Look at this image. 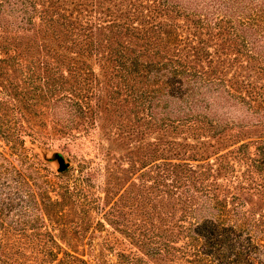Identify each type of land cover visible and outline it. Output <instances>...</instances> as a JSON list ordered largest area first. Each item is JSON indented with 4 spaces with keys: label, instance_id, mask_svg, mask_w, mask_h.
<instances>
[{
    "label": "trees",
    "instance_id": "16d2710c",
    "mask_svg": "<svg viewBox=\"0 0 264 264\" xmlns=\"http://www.w3.org/2000/svg\"><path fill=\"white\" fill-rule=\"evenodd\" d=\"M103 95L136 108L116 141L143 136L138 251L115 262L63 250L94 182L52 184L30 124L46 105L63 132L92 127ZM0 142V264H264V0H0ZM33 239L46 251L20 250Z\"/></svg>",
    "mask_w": 264,
    "mask_h": 264
},
{
    "label": "rangeland",
    "instance_id": "374dc122",
    "mask_svg": "<svg viewBox=\"0 0 264 264\" xmlns=\"http://www.w3.org/2000/svg\"><path fill=\"white\" fill-rule=\"evenodd\" d=\"M27 64L30 67L31 64ZM93 66L97 73H100L101 82L105 81L100 66L97 63H92ZM35 67L37 69L39 66L35 65ZM96 103H100L102 106L101 114L95 124L92 127L87 126L86 129L84 127L85 123L80 122V125L73 130L63 132L62 122L55 118L53 110L46 105L38 106L36 110L40 113L30 124H33L35 136L38 140L47 143L51 147L49 152L45 153V156L39 153L41 157L38 156L39 161L36 160L41 164L45 163L51 171L52 184L62 183L66 177H69L70 183L74 184L83 179L82 174L91 178L94 182V187L90 193V196L94 198L90 199L89 211L85 216L78 217L70 214V209L66 208V220L62 222L72 226L76 221L83 222V225L87 227V231L84 232L85 237L83 239L71 229L62 234L64 238L61 241L63 250L86 255L85 258L103 252L115 262L116 256H110L112 253L111 248L115 253L138 251L132 241L131 234L124 230H126L125 225L130 227V224L137 223L141 218L137 198L141 183L140 167L142 158L139 156V159L137 158L138 155L132 153L137 152L135 149L139 147L143 136H131L121 140V143L116 141L115 132L117 127L129 131L132 124L134 128L141 129V126L134 123V116L131 112L136 110L134 105L126 104L127 106H124L121 103L116 109V106L110 105L111 100L109 97L104 95L101 102L94 98L93 104ZM114 110L115 113L113 114ZM64 133H73L75 137L70 138L69 135ZM155 137H157V134H150L148 140L153 141ZM0 143H3L0 150H5L10 155L11 152L7 144ZM58 155H62L65 162L69 164L67 169L69 173L62 177L63 179L55 178V175L64 173L59 170ZM132 157L133 160H131ZM92 167H101L103 172L99 170V174L94 173L93 170H90ZM30 181L34 187H37L36 183L42 185V182L45 181V172H31ZM130 191L136 197V200L130 201L128 199ZM52 196L57 198L56 193H52ZM256 199L252 195L246 198L248 201ZM18 203L19 201L16 202V204ZM132 203L135 206H132ZM24 243L20 248L24 253H40L47 249V246L41 243V239H33L32 242L27 240Z\"/></svg>",
    "mask_w": 264,
    "mask_h": 264
},
{
    "label": "water",
    "instance_id": "95a60500",
    "mask_svg": "<svg viewBox=\"0 0 264 264\" xmlns=\"http://www.w3.org/2000/svg\"><path fill=\"white\" fill-rule=\"evenodd\" d=\"M58 162L60 165V172H65L68 169L69 164L65 162V159L62 155H58Z\"/></svg>",
    "mask_w": 264,
    "mask_h": 264
}]
</instances>
